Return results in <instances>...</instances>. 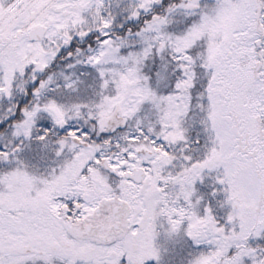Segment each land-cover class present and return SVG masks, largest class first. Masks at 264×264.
<instances>
[{"label": "snow or ice", "instance_id": "1", "mask_svg": "<svg viewBox=\"0 0 264 264\" xmlns=\"http://www.w3.org/2000/svg\"><path fill=\"white\" fill-rule=\"evenodd\" d=\"M0 264H264V0H0Z\"/></svg>", "mask_w": 264, "mask_h": 264}]
</instances>
